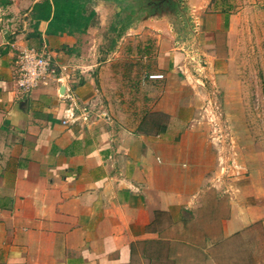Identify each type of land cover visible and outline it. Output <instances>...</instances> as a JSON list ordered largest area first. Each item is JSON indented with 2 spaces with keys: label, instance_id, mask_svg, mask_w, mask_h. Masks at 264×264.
Masks as SVG:
<instances>
[{
  "label": "crops",
  "instance_id": "0c3cea01",
  "mask_svg": "<svg viewBox=\"0 0 264 264\" xmlns=\"http://www.w3.org/2000/svg\"><path fill=\"white\" fill-rule=\"evenodd\" d=\"M187 1L204 14L205 78L178 67L172 11L125 28L114 21L120 0H93L95 21L71 34L36 24L42 0H0V264H226V242L264 229V190L253 183L218 184L231 201L216 238L199 220L210 191L200 90L215 73L230 77L248 39L264 40V0ZM132 32L153 35L135 55ZM29 47L49 51L56 71L25 92L17 62ZM149 60L152 69L125 70Z\"/></svg>",
  "mask_w": 264,
  "mask_h": 264
},
{
  "label": "rangeland",
  "instance_id": "374dc122",
  "mask_svg": "<svg viewBox=\"0 0 264 264\" xmlns=\"http://www.w3.org/2000/svg\"><path fill=\"white\" fill-rule=\"evenodd\" d=\"M138 2L139 0H120L124 9L122 14L115 18V23L129 25L137 22L138 18H142L144 11L139 9ZM188 5L191 10L195 9L201 22V17L204 15L201 10L197 11L196 5L190 3ZM182 14L177 16L179 30L175 37H178V40L185 39L190 34V26L187 21L185 24ZM117 34L116 31L105 34V48H109L112 40L117 38ZM127 38L129 40L126 42H131L135 50L133 55H135L138 52L137 44L142 40L153 38V35L148 32L143 34L132 32L131 35L126 36ZM252 43L248 39L245 45L238 49L239 53L234 57L228 79L222 81L221 77L213 72L215 74H213V84L209 87V92L200 90V101L203 106L199 117L205 122L201 131L207 134L210 146V158L204 160L210 163V191L206 192V203L201 209V213L204 214L200 215L201 219L199 218L203 226L201 223L198 224L209 231L211 238L217 237L222 220L228 217L230 209V191L228 188L225 193L218 191L220 182H224L227 186L253 183L258 186V189L264 190V40L256 46H252ZM174 45L178 51H181L179 44L176 46L174 43ZM201 46L199 45V48ZM182 53L184 55V52ZM148 63V67L145 66L146 63L139 61L126 63L125 70L127 68L133 71L152 69L154 62L149 60ZM184 63L178 64L180 71L183 74L198 77L192 65L188 66L186 73L183 68ZM208 67L209 63L206 64V73ZM206 146L207 144H204V148ZM224 246L223 262L226 264L233 262L264 264L262 224L257 222L247 227L243 233L236 236L234 241L226 242Z\"/></svg>",
  "mask_w": 264,
  "mask_h": 264
},
{
  "label": "built area",
  "instance_id": "2783aa9c",
  "mask_svg": "<svg viewBox=\"0 0 264 264\" xmlns=\"http://www.w3.org/2000/svg\"><path fill=\"white\" fill-rule=\"evenodd\" d=\"M194 10H190V34L185 39L178 40L177 37L175 43L176 46L179 44L180 50L184 52L185 63L183 64V68H185V71L189 65H192L198 76L205 78L206 64L208 62L197 42L201 22L199 15ZM17 63V85L25 92H29L37 87L44 76L54 74L56 71V64L53 55L47 50H38L34 47L23 49L18 56ZM150 77L162 78L163 74H151Z\"/></svg>",
  "mask_w": 264,
  "mask_h": 264
},
{
  "label": "trees",
  "instance_id": "16d2710c",
  "mask_svg": "<svg viewBox=\"0 0 264 264\" xmlns=\"http://www.w3.org/2000/svg\"><path fill=\"white\" fill-rule=\"evenodd\" d=\"M93 0H42L34 6L33 19L38 24L48 19V32H84L95 21L96 12L91 8ZM139 9L147 13L162 11L173 0H139ZM128 26L125 25V28Z\"/></svg>",
  "mask_w": 264,
  "mask_h": 264
},
{
  "label": "flooded vegetation",
  "instance_id": "af4514ba",
  "mask_svg": "<svg viewBox=\"0 0 264 264\" xmlns=\"http://www.w3.org/2000/svg\"><path fill=\"white\" fill-rule=\"evenodd\" d=\"M174 2H177V5H168L164 9L172 11L173 13L177 14V16L184 15V22L186 24V21L188 22L187 24H191V17H190V6L188 5L187 0H173ZM187 17V18H186ZM187 19V20H185Z\"/></svg>",
  "mask_w": 264,
  "mask_h": 264
}]
</instances>
